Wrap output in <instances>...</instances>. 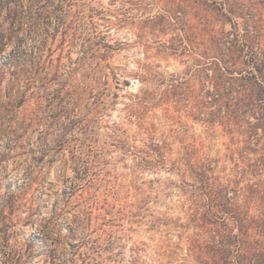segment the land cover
<instances>
[{
	"label": "rangeland",
	"instance_id": "1",
	"mask_svg": "<svg viewBox=\"0 0 264 264\" xmlns=\"http://www.w3.org/2000/svg\"><path fill=\"white\" fill-rule=\"evenodd\" d=\"M240 1L264 10V0ZM82 3L84 9L73 10L80 15L76 21L65 0H0V264H72L74 253L77 264L83 258L87 264H129L132 251L139 264H194L188 240L202 207L192 200L191 177L172 171L171 163L194 153L214 167L220 182L241 189L264 178L236 173V142L223 127L211 129L157 103L171 76L184 79L193 67L188 58L164 57L157 42L168 37L151 36L142 23L157 13L159 0ZM89 16L104 37L86 56ZM118 20L121 25L114 26ZM225 29L230 31L229 23ZM49 62L61 80L75 71L87 91L85 110L102 102L89 144L95 172L87 193H81L74 157L78 145H57L59 136L77 134L76 118L61 112L54 99L59 85L45 76ZM146 95L152 103L139 109L135 104ZM144 128L167 143V169H144L138 159L143 155L128 151L144 148ZM258 131L256 139L263 141ZM254 145L257 150L261 143ZM263 210L248 206L255 218Z\"/></svg>",
	"mask_w": 264,
	"mask_h": 264
},
{
	"label": "trees",
	"instance_id": "2",
	"mask_svg": "<svg viewBox=\"0 0 264 264\" xmlns=\"http://www.w3.org/2000/svg\"><path fill=\"white\" fill-rule=\"evenodd\" d=\"M78 1L84 0H65L68 16L76 21L80 15L74 16L73 10L84 5ZM156 5L157 13L142 23L151 36L168 37L157 42L158 50L164 57H184L193 64L185 73L186 78L171 76L157 103L169 105L175 112L185 113L211 129L216 125L223 127L236 142L231 150L236 173L241 177L254 173L264 178V10L258 3L245 4L240 0H159ZM89 17L92 41L84 52L86 56L104 37L97 32L93 17ZM121 23L118 20L114 26ZM227 23L230 31L225 29ZM105 24L110 26L109 22ZM64 31L70 36L74 33L70 23L64 24ZM96 58L101 69L103 55ZM74 72L61 80L58 70L50 64L45 76L59 85L54 99L61 112L76 118L72 126L77 134L59 136L57 145H78L74 157L80 161L81 193H87L93 183L91 173L95 172L89 144L102 102L97 100L93 108L85 110L87 91ZM195 83L204 90L198 92ZM151 99L149 95L140 97L135 106L145 110ZM137 126L143 129L141 121ZM258 130L263 141L256 139ZM142 143V150H128L134 149L136 158L143 155L138 158L142 167L151 171L167 169V143L148 129ZM259 143L257 150L251 147ZM126 144L122 143L125 148ZM256 152L253 161L250 155ZM170 169L191 177L192 200L195 206L202 207V212L192 218L196 232L188 240V257L194 264H264V210L257 218L248 213L252 204L264 206V181L242 189L235 182L225 185L215 175L214 167L195 158L194 153H185L177 163H171ZM75 255L69 263L77 264ZM88 260L83 258L79 263L87 264ZM138 261L136 251H132L129 264H139Z\"/></svg>",
	"mask_w": 264,
	"mask_h": 264
}]
</instances>
